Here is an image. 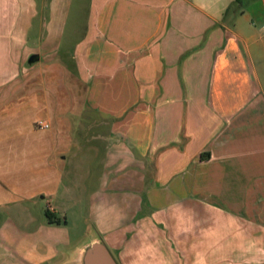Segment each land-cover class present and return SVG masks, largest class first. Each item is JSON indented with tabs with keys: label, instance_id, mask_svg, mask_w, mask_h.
Wrapping results in <instances>:
<instances>
[{
	"label": "crops",
	"instance_id": "1",
	"mask_svg": "<svg viewBox=\"0 0 264 264\" xmlns=\"http://www.w3.org/2000/svg\"><path fill=\"white\" fill-rule=\"evenodd\" d=\"M39 202L84 232L27 264H264V0H0V212Z\"/></svg>",
	"mask_w": 264,
	"mask_h": 264
},
{
	"label": "rangeland",
	"instance_id": "2",
	"mask_svg": "<svg viewBox=\"0 0 264 264\" xmlns=\"http://www.w3.org/2000/svg\"><path fill=\"white\" fill-rule=\"evenodd\" d=\"M76 21L70 20V22L68 23L74 24L80 22H78V19ZM70 34V32H67L66 37L60 40L56 39L54 40V43L60 41V43H62V48H70V46H72L70 45V42L74 38V33L72 35ZM38 42L39 39L32 35V37L30 36L27 39L25 46H34ZM64 56L65 55L61 53L60 50L54 58L62 60L63 62L64 59L67 60V58H65ZM83 169H85V167H82V170ZM71 171L72 170H69L70 173ZM68 174L69 173H67V175ZM81 177H84V175H81ZM82 203V205L80 206H74L72 203L69 202L68 204H66L65 209H62L61 207L55 206L54 203L49 204L51 208H43V203L39 202L38 204L31 206V209H10L6 213L0 212V225L4 222H11L10 226L13 225V222L15 223V225H17V233L14 232L11 227H8L7 231L4 232L3 236H0V264H27L21 260L22 256L20 255L19 249H29L34 244H37V249L39 252H44L46 250V245L45 242L41 240L40 236L38 238L39 240L35 242L28 238H25L23 235L20 234V231L21 229L23 230L28 228H32L33 230L39 228L41 231V227L47 225V223L51 224V228H55L54 230L49 232L50 240L54 239L53 242L52 240L50 242H52V244H56L55 246L56 248H58V250H68L75 242V240H77L79 236H81V234H83L84 232L83 230L85 223L83 221L82 215H80L81 210L79 209H87V207L84 202ZM53 209H55V212L53 211ZM45 210L51 212L55 219H57L58 221L49 223L46 218ZM30 220L31 223H29L28 227L22 226L30 222ZM44 220L46 222H44ZM75 248L76 246H74L71 251H67L65 255H58V259L56 260L60 261L59 264H78V258L80 256L79 254L81 252V247L79 246L77 249Z\"/></svg>",
	"mask_w": 264,
	"mask_h": 264
},
{
	"label": "water",
	"instance_id": "3",
	"mask_svg": "<svg viewBox=\"0 0 264 264\" xmlns=\"http://www.w3.org/2000/svg\"><path fill=\"white\" fill-rule=\"evenodd\" d=\"M37 58L36 54H32L29 56L28 62H32ZM80 247L78 264H118L101 239L91 241Z\"/></svg>",
	"mask_w": 264,
	"mask_h": 264
},
{
	"label": "built area",
	"instance_id": "4",
	"mask_svg": "<svg viewBox=\"0 0 264 264\" xmlns=\"http://www.w3.org/2000/svg\"><path fill=\"white\" fill-rule=\"evenodd\" d=\"M35 126L38 129H47L49 127V123L44 120H39V121H36Z\"/></svg>",
	"mask_w": 264,
	"mask_h": 264
},
{
	"label": "trees",
	"instance_id": "5",
	"mask_svg": "<svg viewBox=\"0 0 264 264\" xmlns=\"http://www.w3.org/2000/svg\"><path fill=\"white\" fill-rule=\"evenodd\" d=\"M45 214H46L47 221L49 223L57 222L58 221L57 219H55V217L52 215V213L49 212L48 210H45Z\"/></svg>",
	"mask_w": 264,
	"mask_h": 264
}]
</instances>
